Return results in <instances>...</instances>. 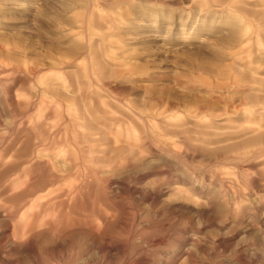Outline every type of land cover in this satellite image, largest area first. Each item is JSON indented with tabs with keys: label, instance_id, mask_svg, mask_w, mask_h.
<instances>
[{
	"label": "clouds",
	"instance_id": "clouds-1",
	"mask_svg": "<svg viewBox=\"0 0 264 264\" xmlns=\"http://www.w3.org/2000/svg\"><path fill=\"white\" fill-rule=\"evenodd\" d=\"M0 264H264V0H0Z\"/></svg>",
	"mask_w": 264,
	"mask_h": 264
}]
</instances>
